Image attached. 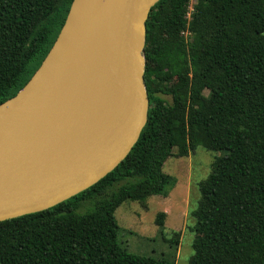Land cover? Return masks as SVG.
Listing matches in <instances>:
<instances>
[{
  "label": "trees",
  "instance_id": "trees-1",
  "mask_svg": "<svg viewBox=\"0 0 264 264\" xmlns=\"http://www.w3.org/2000/svg\"><path fill=\"white\" fill-rule=\"evenodd\" d=\"M72 2L0 0V105L40 68ZM189 6L160 0L150 13L149 120L129 156L81 194L1 222L0 264H176L125 249L115 213L167 197L165 164L198 148L222 156L199 184L190 264H264V0H197L190 20Z\"/></svg>",
  "mask_w": 264,
  "mask_h": 264
},
{
  "label": "water",
  "instance_id": "water-1",
  "mask_svg": "<svg viewBox=\"0 0 264 264\" xmlns=\"http://www.w3.org/2000/svg\"><path fill=\"white\" fill-rule=\"evenodd\" d=\"M160 0H73L26 86L0 105V223L96 185L147 126V21Z\"/></svg>",
  "mask_w": 264,
  "mask_h": 264
},
{
  "label": "rangeland",
  "instance_id": "rangeland-1",
  "mask_svg": "<svg viewBox=\"0 0 264 264\" xmlns=\"http://www.w3.org/2000/svg\"><path fill=\"white\" fill-rule=\"evenodd\" d=\"M186 38L189 33L185 34ZM33 64L30 65V69ZM221 153L198 148L188 157L170 158L164 171L176 184L167 197L154 196L141 203L125 202L115 213L121 228L120 244L131 254L156 259H175L176 264H190L194 255L195 226L193 213L200 199L199 184L212 172V165ZM166 214L165 226L156 223L158 214ZM175 233H180V245L175 246Z\"/></svg>",
  "mask_w": 264,
  "mask_h": 264
},
{
  "label": "built area",
  "instance_id": "built-area-1",
  "mask_svg": "<svg viewBox=\"0 0 264 264\" xmlns=\"http://www.w3.org/2000/svg\"><path fill=\"white\" fill-rule=\"evenodd\" d=\"M196 3H197V0H190V6H189V11H188V19L189 20L191 19V16H192V14H193V12L195 10Z\"/></svg>",
  "mask_w": 264,
  "mask_h": 264
},
{
  "label": "crops",
  "instance_id": "crops-1",
  "mask_svg": "<svg viewBox=\"0 0 264 264\" xmlns=\"http://www.w3.org/2000/svg\"><path fill=\"white\" fill-rule=\"evenodd\" d=\"M158 197H160V196H158Z\"/></svg>",
  "mask_w": 264,
  "mask_h": 264
}]
</instances>
